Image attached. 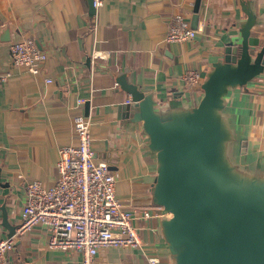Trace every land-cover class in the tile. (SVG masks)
Masks as SVG:
<instances>
[{
	"label": "crops",
	"instance_id": "crops-1",
	"mask_svg": "<svg viewBox=\"0 0 264 264\" xmlns=\"http://www.w3.org/2000/svg\"><path fill=\"white\" fill-rule=\"evenodd\" d=\"M101 1L95 9L89 0H0V74L9 72L0 84V239L14 234L8 264H79L77 250L47 247L43 225L9 230L25 201L19 176L44 185L57 178L58 148L75 141L78 114L89 121L94 158L115 166V193L134 212L141 241L138 248L100 247L95 264H147L149 256L176 264L163 224L170 216L153 196L157 151L142 121L122 116L120 106L137 108L117 78L137 85L157 114L180 116L197 105L201 83L223 63L227 46L241 44L245 28L264 39V0ZM176 13L196 30L191 40H165ZM26 35L47 54L37 75L10 62V44ZM188 69L198 72L197 82L183 80ZM220 103L223 165L244 184H264V66L246 83L226 86Z\"/></svg>",
	"mask_w": 264,
	"mask_h": 264
},
{
	"label": "water",
	"instance_id": "water-1",
	"mask_svg": "<svg viewBox=\"0 0 264 264\" xmlns=\"http://www.w3.org/2000/svg\"><path fill=\"white\" fill-rule=\"evenodd\" d=\"M263 66L264 39L248 36L245 28L241 44L227 46L223 63L201 83L197 105L180 116L157 114L137 85L124 75L117 78L137 108L130 113L131 103L120 106L122 116L141 120L157 151L153 196L172 213L163 224L176 264H264V184L230 177L220 157L223 128L215 114L225 87L246 83Z\"/></svg>",
	"mask_w": 264,
	"mask_h": 264
},
{
	"label": "built area",
	"instance_id": "built-area-1",
	"mask_svg": "<svg viewBox=\"0 0 264 264\" xmlns=\"http://www.w3.org/2000/svg\"><path fill=\"white\" fill-rule=\"evenodd\" d=\"M101 0H91L96 9ZM196 30L187 16L176 13L165 34L167 42L191 40ZM97 55V54H95ZM9 58L13 66L39 74L46 52L32 36H22L9 46ZM9 72L0 74V84ZM199 74L188 69L183 80L197 82ZM50 81V79H47ZM75 141L58 148L57 178L49 185L38 179L23 178L25 201L16 234L40 224L49 231L47 247L59 250L74 249L80 254L79 264H95L100 247L141 246L134 226L135 214L125 208L115 193L117 173L103 160L94 158L89 121L81 114L74 116ZM148 217L149 212L143 211ZM14 234L0 239V264H8L7 253L13 250ZM147 264H156L158 258L149 256Z\"/></svg>",
	"mask_w": 264,
	"mask_h": 264
},
{
	"label": "bare ground",
	"instance_id": "bare-ground-1",
	"mask_svg": "<svg viewBox=\"0 0 264 264\" xmlns=\"http://www.w3.org/2000/svg\"><path fill=\"white\" fill-rule=\"evenodd\" d=\"M171 214H172V213H171L170 211L167 212V216H171Z\"/></svg>",
	"mask_w": 264,
	"mask_h": 264
}]
</instances>
